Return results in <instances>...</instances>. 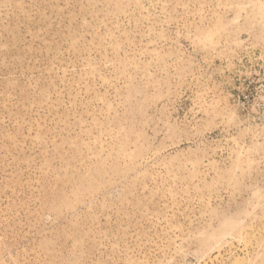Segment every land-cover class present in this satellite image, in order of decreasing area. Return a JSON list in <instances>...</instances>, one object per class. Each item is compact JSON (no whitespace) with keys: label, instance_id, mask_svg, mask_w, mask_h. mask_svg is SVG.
<instances>
[{"label":"rangeland","instance_id":"rangeland-1","mask_svg":"<svg viewBox=\"0 0 264 264\" xmlns=\"http://www.w3.org/2000/svg\"><path fill=\"white\" fill-rule=\"evenodd\" d=\"M0 264H264V0H0Z\"/></svg>","mask_w":264,"mask_h":264}]
</instances>
